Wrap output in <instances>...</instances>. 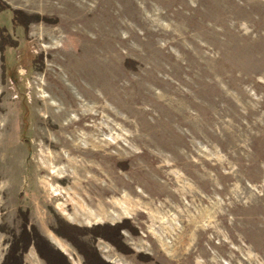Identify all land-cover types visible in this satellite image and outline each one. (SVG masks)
I'll return each instance as SVG.
<instances>
[{
    "label": "rangeland",
    "instance_id": "374dc122",
    "mask_svg": "<svg viewBox=\"0 0 264 264\" xmlns=\"http://www.w3.org/2000/svg\"><path fill=\"white\" fill-rule=\"evenodd\" d=\"M40 252L264 264V0H0V260Z\"/></svg>",
    "mask_w": 264,
    "mask_h": 264
},
{
    "label": "trees",
    "instance_id": "16d2710c",
    "mask_svg": "<svg viewBox=\"0 0 264 264\" xmlns=\"http://www.w3.org/2000/svg\"><path fill=\"white\" fill-rule=\"evenodd\" d=\"M41 253V252H40ZM42 255V253H41ZM46 256L42 255V258H44L49 264H60L59 262L56 263V260H54V258H45ZM92 255L89 257L88 254L86 255V258L89 262L94 263V264H107L105 263L96 253L95 256ZM15 260V259H14ZM60 260V259H59ZM94 261V262H92ZM4 264H17V261L15 260V262L11 263V262H7V260L4 262ZM67 264V263H66Z\"/></svg>",
    "mask_w": 264,
    "mask_h": 264
},
{
    "label": "crops",
    "instance_id": "0c3cea01",
    "mask_svg": "<svg viewBox=\"0 0 264 264\" xmlns=\"http://www.w3.org/2000/svg\"><path fill=\"white\" fill-rule=\"evenodd\" d=\"M3 261H4V258H1V260H0V264H2V263H3Z\"/></svg>",
    "mask_w": 264,
    "mask_h": 264
}]
</instances>
